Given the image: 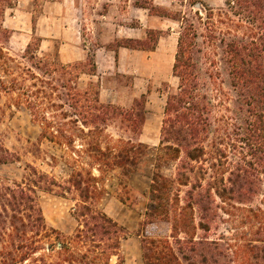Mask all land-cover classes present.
<instances>
[{
  "label": "trees",
  "instance_id": "trees-1",
  "mask_svg": "<svg viewBox=\"0 0 264 264\" xmlns=\"http://www.w3.org/2000/svg\"><path fill=\"white\" fill-rule=\"evenodd\" d=\"M5 1L0 0V17L11 7ZM170 18L179 23L172 65L178 85L165 98L143 224L165 221L171 234L143 235L141 262L227 264V249L208 237L219 203L251 202L264 176V0H224L217 14L190 9ZM3 35L8 39L9 31L0 23ZM134 42L153 51L155 32ZM38 49L39 38L33 36L21 57L25 65L0 47V96L17 98L42 138L65 147L74 163L86 158L90 170H74L63 187L79 197L78 226L70 237L47 226L35 201L39 184L47 192L61 185L29 166L23 182L0 183V264H111L113 257L124 264L123 228L88 202L99 194L90 172L118 169L126 178L136 172L146 150L139 141L145 96L128 109L104 104L96 85L78 84L82 75L95 73L94 64L89 69L82 62L64 64L40 56ZM224 83L235 94L239 122L220 120L216 127L211 93L222 94ZM112 125L127 137L112 143L105 135ZM16 161L0 143V165ZM169 163L173 172L166 176L162 169Z\"/></svg>",
  "mask_w": 264,
  "mask_h": 264
},
{
  "label": "rangeland",
  "instance_id": "rangeland-1",
  "mask_svg": "<svg viewBox=\"0 0 264 264\" xmlns=\"http://www.w3.org/2000/svg\"><path fill=\"white\" fill-rule=\"evenodd\" d=\"M81 1L92 24L105 23L106 20L99 16L107 15L109 12L113 21L111 31L106 26L92 24L89 30L85 28L83 37L87 45L85 49L87 58L82 62L84 68L89 69L94 64L91 53L99 47L106 46L108 49L118 50L121 45L130 46L132 48L127 49L132 52L122 54L119 60L112 61L113 77L118 82L116 85L127 88L130 95L136 92L139 95L129 106L119 107L128 109L135 99L145 96V123L139 141L146 146V150L136 172L126 178L121 176L118 169L103 173L94 169L90 173L96 178L95 185L99 194L88 201L95 209L112 218L123 228L125 236L121 240L120 255L124 259V264H142L140 241L143 235L147 238H165L171 234L170 224L165 221L143 224L150 198V179L155 170V155L159 145L165 98L167 93L174 91L178 85L177 79L172 75V65L179 23L170 17L181 15L190 9L199 10L202 14L211 10L217 14L224 7V0ZM39 2L40 0H37V7ZM4 3L13 6L15 0H6ZM195 4L198 8L193 7ZM6 11L7 9H3V15L0 17L2 27L7 26L2 23L8 19ZM116 25L133 26L137 29L128 31ZM8 31V39L5 35L0 36V47L12 58L28 65L27 61L21 59L25 51V46L22 47L21 44L25 39H12L11 31ZM149 31L155 32L153 51L142 50L134 42L144 40ZM126 37H130L131 41ZM36 43L35 41L34 44ZM56 53L57 48H54L38 54L40 56L49 54L50 57L58 59ZM83 83L84 80L79 83L81 89L86 88ZM222 89V94L211 93L216 127L222 126L220 120L229 123L239 122L236 118L239 116L236 115L235 94L227 83L222 85ZM105 135L112 143L120 137H127L114 125L107 127ZM0 143L17 158L14 163L0 165V183L11 185L13 182H23L30 173L28 166L34 168L37 173L53 179L62 187L54 186L52 192H47L40 188L43 186L39 184L35 191V201L47 226L65 237L72 236L78 226L74 209L79 204V197L74 190H66L63 187H67V181L74 170H90L84 164L88 160L85 158L82 160L84 163H74L71 160L72 153L65 147L40 136L39 125L33 122L23 103L15 97L3 94L0 96ZM173 167L174 163H169L162 172L170 176ZM261 180V192L251 202L219 203V216L208 237L219 240L227 249V264H264V251L261 249L264 247V176ZM196 217L195 215V223ZM116 261V257L110 260L111 264H116Z\"/></svg>",
  "mask_w": 264,
  "mask_h": 264
},
{
  "label": "crops",
  "instance_id": "crops-1",
  "mask_svg": "<svg viewBox=\"0 0 264 264\" xmlns=\"http://www.w3.org/2000/svg\"><path fill=\"white\" fill-rule=\"evenodd\" d=\"M8 12V19L3 25L10 30L12 39H25L22 47L27 46L33 36L39 38L38 53H45L57 48V57L61 63L84 62L87 58L85 50V39L83 33L89 30L91 22L89 14L82 7L81 0H40L37 7V0H15L13 6L5 8ZM36 15V16H35ZM109 18H108V16ZM101 14L99 17L106 20L105 23H94L93 26H106L112 30L110 12ZM118 28L134 31L137 28L126 25H116ZM100 29V28H99ZM103 32H106L100 29ZM102 32V33H103ZM129 39L130 37H126ZM11 41V38L9 42ZM25 42V43H24ZM132 52L124 47L118 50H111L106 46L99 47L91 53L95 65V73L84 74L80 77L79 83L84 80V85H96L99 90V100L104 104L116 106H129L139 93L129 94L127 88H120L113 77L112 61L119 60L122 54ZM153 54V53H152ZM150 59L152 55H150ZM119 72V71H117ZM119 74V73H118ZM78 83V84H79Z\"/></svg>",
  "mask_w": 264,
  "mask_h": 264
}]
</instances>
